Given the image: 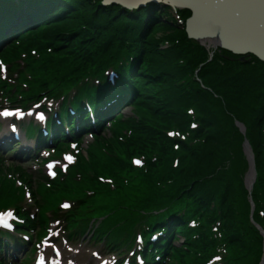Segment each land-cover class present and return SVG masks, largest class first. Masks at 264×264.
Returning a JSON list of instances; mask_svg holds the SVG:
<instances>
[{
	"label": "trees",
	"instance_id": "1",
	"mask_svg": "<svg viewBox=\"0 0 264 264\" xmlns=\"http://www.w3.org/2000/svg\"><path fill=\"white\" fill-rule=\"evenodd\" d=\"M56 1L53 0L37 13H54L45 18L50 19L48 23H52L50 30L53 32L49 31L42 41L36 42L40 55L45 54L47 67L53 64L52 68L60 71L57 74L60 79H64L68 73H74L79 69L77 67H83L89 71V75L97 76V79L100 77L102 81L105 80V68L111 65L117 68V84L111 91L106 92L104 82L96 87L88 81L82 87L92 105L93 99L99 97L97 110H92L99 114L96 119L99 124L93 125V120L88 119L79 127L91 133L95 129V134H99L103 121L119 114L124 105L145 102L147 111L144 110V113L140 110L128 122L133 126L126 134L127 149L124 148V151L129 158H139L142 167H154L158 178L165 180L162 187L165 189V198L154 199L152 196L155 192L149 188L145 176H141L143 183L138 187L142 196L138 201L123 200L114 210L119 215L117 220L126 223L125 229L115 226L113 217H106L98 221V224L116 234L119 246L125 239L122 238L125 233L134 243V230L135 227L139 228L137 231L145 236L141 248L143 251L151 245L152 234H158L161 239L165 236L163 254L164 251L168 253L173 250L184 264H260L264 239L255 223L264 229V62L254 55L246 56V60L241 61L238 55L224 49L214 53L210 59V51L190 38L183 24L175 23L169 6L159 8L152 5L140 10L123 11L120 5L104 7L99 4L100 0H86L84 7L87 12H83V18L65 10L68 4L50 9ZM77 1L67 0L66 3L76 6L74 2ZM33 3H38V0ZM78 5H81V1ZM16 10L12 0H0V38L3 35L2 29L12 22ZM146 11H150L152 16ZM81 12L80 9L79 15ZM178 12L181 19L191 13L187 9ZM96 16L101 20H97ZM77 20H82L84 25L80 28L84 33L78 35L79 41L84 42L81 46L83 54L58 53L59 50H69L68 46L62 45L57 29L63 27L60 31L65 35L68 32L65 29ZM155 21L176 31L177 38L175 41L166 40L169 45H166L165 50L163 46L161 48L151 41L147 50L155 53L154 57L150 54L143 56L146 38H141V35ZM65 23L66 26H60ZM22 26L16 31L22 29ZM49 43L51 46L47 49ZM118 43L125 47L118 49L117 55L110 62L111 51L119 47ZM29 49L27 45L23 50L29 52ZM122 56L127 59L124 60ZM31 58L34 55L29 53L22 61L25 63ZM162 62H167V65ZM98 63L100 65L95 70ZM46 86L41 91H49L54 96L67 89L64 82L57 80H49ZM71 105L73 108L79 107V115L87 113L80 98L73 97ZM187 108L192 111L189 112ZM235 120L246 127L245 136L238 130ZM59 126L58 132L66 136L63 135L65 132L59 130ZM172 127L175 133L183 135L172 136L169 131ZM244 138L250 141L255 152L257 177L250 193L255 206L253 218L250 217L249 194L246 193L248 197L242 196V191L246 190L242 173L248 168L239 142ZM128 146L131 147L130 151ZM85 167H96L95 156H88ZM94 179L98 182L95 183ZM86 180L89 181L87 186H99L97 176ZM106 190L109 189L101 187L99 190L102 199ZM121 197L122 193H117L112 199L113 203L121 202ZM163 199L167 207L162 211V216L158 217L152 210L161 208ZM111 208L113 210L114 207ZM89 213L93 216L92 210ZM68 214L64 216L65 219H71L76 213ZM108 214L106 211L104 215ZM165 214H173L172 222L163 217ZM164 220L166 224H163ZM28 221L34 223V220ZM170 252L162 256V261L154 264L169 263L172 255ZM208 256L211 257L207 259ZM215 257L220 259L216 260Z\"/></svg>",
	"mask_w": 264,
	"mask_h": 264
},
{
	"label": "rangeland",
	"instance_id": "2",
	"mask_svg": "<svg viewBox=\"0 0 264 264\" xmlns=\"http://www.w3.org/2000/svg\"><path fill=\"white\" fill-rule=\"evenodd\" d=\"M12 1L17 10L12 22L2 29L3 35L0 38V64H3L6 69L5 71H0V112L5 110H18L22 113L25 112V116H11L12 118L0 120V130L3 131V127L6 128V122L13 121L19 123L21 130H23L24 134H27L28 131H31V127L33 130L36 129L32 124L33 120L36 118V114L43 110L44 117H38L39 119L37 121L39 123L43 122L38 127L37 136L39 137L33 136L32 139L46 138L47 141H49L39 146L33 143L25 145L26 147H30V149L24 150L25 153L33 157H29L28 160L23 163L15 162L11 157L19 154L20 145L23 142L26 143L25 136L23 139L20 137L19 139L11 140L10 146L12 147L3 150V154L9 155V158H6L4 162L0 160V209L5 208L1 211H6L9 209L18 210L27 207L28 214H23L24 225L20 224L19 227V230H24L23 232L25 235L20 233L13 235L7 233L0 234V264L1 261L4 262V260H13L12 262L18 260L17 264H34L37 254L40 252L41 248L46 245L43 243V240L58 244H69L71 247L78 248V259L80 262L88 258L92 259L90 255L96 251L100 256L105 255L106 261L112 259L116 264H138L137 258L134 260H130V258L134 249L137 250L138 255L141 250H143L136 249L142 242L138 243L137 241L135 245L131 246V240H129L127 243H123L119 246L116 242V234L107 230L103 225H97L95 222L104 220L106 217H113L115 226L125 229L126 223H121L117 220L119 215H116L117 213H115L114 210L124 202L123 200L129 201L130 199V201H138L139 197L142 196L140 195L142 191L138 187L143 183V178L141 176H145L149 188H152L151 191L155 192L152 196L154 199H159L160 197L165 198V189L162 188L165 180L163 178H158V173L155 168L149 166L148 168H144L142 167V163L137 165L134 161L140 159H135L133 157L129 158L127 157V152L125 153L124 151V148L127 149L126 134L130 132V127L133 126L128 122L132 119L134 114L139 113L140 110H142V112H144V110L147 111L146 109L148 108L146 103L141 101L142 103L124 105V107L119 110V114L116 116L113 115L110 120L107 119L103 121L99 134H95V132L91 133L86 131L87 129L81 128L79 132H73L76 127H79L83 121L86 122L88 119L93 120V125L99 124V121L96 123L99 114L90 113L88 109L85 108L87 113L84 112L79 115V107L69 109L68 105L63 104L61 102L62 100L59 101V99H63V95H65V97L73 96L74 98H80V102L84 104L85 93L82 87L87 82L86 80L93 82L96 87L104 82L106 85V92L111 91L110 89L117 84L116 77L112 76V68L115 70H117V68L113 65L105 68L103 72L109 69V75H104L105 80L103 81L100 77L95 81L97 76L93 77V75H89V73H86L87 69L84 70L83 67H77L79 69L74 73L70 75L68 73L64 76V79H60L57 75L60 71L54 70L52 68L53 64L47 67L48 62L44 57L45 54L40 55L36 43L42 41L49 31L51 33L53 32L50 30L52 28V23H48L50 19L45 20V18L53 16L54 13L44 12L41 15L37 14L41 11L39 9L46 7L53 0L50 2L38 0L36 4H34V0H32L28 5L26 3L29 0ZM80 1L81 5H78ZM66 2L67 0H58L53 3V7L49 8L52 9L58 6L61 8L62 5L68 4L65 10L77 13L78 16L84 18L83 12H87L84 7L86 0L74 2L76 6H73V3ZM160 5H162V3H159V6ZM72 8L75 9L73 10ZM33 9L37 10L33 12ZM80 9L82 12L79 15ZM146 13L151 15L150 11H146ZM32 15L34 16L32 17ZM96 17L97 20L100 19L99 16ZM176 17H174L175 23L183 24L186 29V20L191 17L190 14L186 16L185 19L179 18L178 14ZM82 23V20L70 23L71 27L65 29L68 31L65 32L67 33L65 35L60 31L63 27L57 29L59 39H61V43L63 42L62 45L68 46L69 50H59L58 53L67 52L68 55L73 53L83 54L81 46H83L84 42L78 39V35L84 33L83 30H80L81 26L84 27ZM135 23L138 25V19H136ZM21 24H23L22 29L16 31ZM181 25L180 27H182ZM60 26H66V23ZM176 35V31L174 32V30L168 29L167 26H163L155 21L151 28L143 31L141 35V38H146L143 43V56L145 54H150L151 57H154L155 53L150 49L147 50L151 41L154 45H159L161 48L163 46V50H165L167 48L166 45H169L166 44L168 39L175 41L177 38ZM27 45L30 47L29 52L23 50ZM117 45L119 47H115L111 51L109 58L110 62L117 55L116 51L118 49H124L125 47V45H121L120 43ZM49 46H51L50 43L46 45L47 49H49ZM220 49L215 50L210 48V59H212L215 55L214 53L219 52ZM29 53L34 55V58L28 61L26 60L24 63L22 59L28 57ZM38 54L39 56H37ZM122 57L124 60L127 59L126 56ZM239 59L241 60V57ZM8 64L12 66L10 69ZM162 64L166 66L167 62H162ZM99 65L98 63L94 69L97 70ZM174 69L175 67L172 68V71H174ZM263 77L264 76H262V78ZM49 80L64 82V87L67 85L66 90L68 91L61 94L60 98L59 96H55L52 100L49 91L47 92L50 96L36 95L37 91L42 92L41 89L47 87L46 83ZM140 84L141 87H143L144 84L142 82ZM53 92L55 91H51V93ZM32 95L34 96L30 97ZM43 97L47 99L44 102L41 101ZM98 100L99 97L93 99L94 105H92V110H97ZM66 110L69 111L71 114L70 116L69 113H65ZM186 110H189V112L192 111L191 108H187ZM52 116H54L57 121L55 127L50 126L51 122H49V118ZM63 118H65L64 121H62ZM58 125H60L59 130L65 132L63 135L66 136H62L61 133L58 132ZM170 129L169 131L172 133V136L174 134L183 135L181 133H175L174 127ZM41 132L45 133V138L41 137ZM7 136L8 134L5 132L0 135V138L3 139ZM12 136L13 134H10V137ZM50 140L55 141L50 142ZM239 142L242 146L243 141L241 142L239 140ZM0 145H5V142L0 143ZM262 147L264 148V145ZM128 148L130 151L131 147L128 146ZM89 155L95 156L96 158V167L94 169L85 167V161ZM69 156L73 158L71 162L66 159V157ZM50 164L54 165L51 169V171L56 173L54 176L49 174L50 170L48 165ZM97 164L100 173H98ZM247 167L249 168V166ZM248 168L242 173L244 175L243 185L245 188ZM95 175L99 180V186L96 184H89L87 186L89 181L86 179L89 177L96 178ZM93 181H96L95 183L98 182L97 179ZM101 187L109 189L105 191L103 199L100 197L99 190ZM252 187L254 188L253 185ZM117 193H122L121 202L113 203L112 199ZM128 193H130V196ZM246 193H248L247 189L243 190L242 196H245ZM246 196L248 197V195ZM145 199L146 197H144V200ZM63 204H68L70 207L64 208L62 207ZM111 207H114L113 210ZM166 207L167 205L164 200L161 208H155L152 212L154 215L161 217L163 214L162 211H165ZM90 210H92L93 216L90 215ZM54 211L57 213L53 214L52 218L49 219V223L46 222L44 218L48 217ZM106 211L109 213L108 215H104ZM72 213L76 214L72 216L71 219H65L64 216L66 214L69 216ZM172 215L165 214L163 217L165 216V218H167L166 220L171 221ZM29 219L32 221L34 220V223H29ZM166 220L162 221L163 224L167 223ZM135 228L134 232L140 230L137 227ZM45 232L47 236L43 235ZM20 237H24L21 240V245L15 243V240H20ZM124 237L125 234L122 238ZM164 237L161 239V236L156 235L152 238L151 245L147 247L150 249L145 253L146 261L143 259L142 264H154L156 261V252V256H158L161 261L164 254L168 255L170 251H168V253L164 251L163 254L164 247H166ZM182 241L183 240H181V245L183 244ZM10 245L16 246L11 248L9 247ZM51 251V247L45 249V252L49 255ZM30 252L33 254L31 255V263L26 262ZM170 253L172 254L170 261L166 264H184L177 257L175 251L171 250ZM65 254H68L67 250L64 252V255ZM5 255H7V259H5ZM211 256H213V254ZM211 256H208L207 259ZM23 260L24 263H22ZM92 262L94 261H91V263ZM218 264L220 263L218 262Z\"/></svg>",
	"mask_w": 264,
	"mask_h": 264
},
{
	"label": "bare ground",
	"instance_id": "3",
	"mask_svg": "<svg viewBox=\"0 0 264 264\" xmlns=\"http://www.w3.org/2000/svg\"><path fill=\"white\" fill-rule=\"evenodd\" d=\"M102 1L103 0H100L99 4L101 6L107 7ZM167 1L173 4H178L180 6L185 4L192 6L193 11H196V16L198 14V17L196 20H195L196 16L195 18L190 20L191 27L193 33H195L196 35L197 33H199L201 35L203 44H209V43L214 44L215 42L216 43L215 45H220L221 39L224 38L226 42L236 45L237 48H241L242 45H248L251 47L254 46L257 49L264 51V0H167ZM214 27L218 29L220 27V29L224 33L220 31L218 32L217 30L214 29ZM205 33H209V34L205 35ZM210 47L213 48L212 46ZM217 48H219V46H217L216 49ZM250 55L252 54H248L247 56ZM5 132H6L5 130L2 131V133ZM21 132L23 133L22 130ZM28 144L30 143L29 142L23 143V145H28ZM243 145L244 144H242V152H244ZM251 149H252L251 151H253L252 146ZM254 153L255 152L253 151V154ZM251 179L253 180L255 179V173L253 172H251L248 181H250ZM138 236H139L138 233H135L134 238H137ZM262 236H264V233L262 234ZM142 237L145 236L143 235ZM127 241H129V239L125 238L124 240H122L121 244L126 243ZM62 250L63 252H65L66 248H62ZM262 250H263V255L261 261L262 264H264V241H263ZM73 256L75 258L69 257L68 254L65 255L62 254L61 258H56L55 253L53 255L51 253L49 258V254L47 252H44L42 256H40L38 260L35 261L34 264H41V260H40L41 257H44L43 264H46L47 262H52L53 264L54 261H59V264H67L65 261L71 262L72 264H80V262L76 261L77 254H73ZM101 260L102 258H97V260H95L91 264H99ZM107 264H115V263L112 259H110L109 261H107Z\"/></svg>",
	"mask_w": 264,
	"mask_h": 264
},
{
	"label": "water",
	"instance_id": "4",
	"mask_svg": "<svg viewBox=\"0 0 264 264\" xmlns=\"http://www.w3.org/2000/svg\"><path fill=\"white\" fill-rule=\"evenodd\" d=\"M106 6H109V4L113 5V4H120V5H123L122 7L123 8H127V9H131V8H137V7H141L147 3H152V2H156V3H164L165 5H170L173 9L175 8V6L177 7H181L180 5L178 4H173L171 2H168L167 0H103L102 1ZM185 6L186 8L188 9H192V6L190 5H182V7ZM192 12V16L190 18H188L186 20V29H187V34H189V37L195 39L196 41H199L201 44H203L202 42V38H201V35L199 33H197V35L195 33H193V30H192V27H191V23H190V20L195 18L196 16V11H193V9L191 10ZM198 17V14L195 18V20L197 19ZM212 28V27H210ZM215 30H217L218 32H222L224 33L220 27L219 29L214 27ZM209 33H205V35H208ZM214 42V41H213ZM216 43L214 42V44H203V45H208L207 47L209 48V46H212L214 49H216L217 46H219V48H223L227 51H229L230 53L232 52L233 54H236V55H239L241 56V60L243 61L244 59V56L245 55H248V54H254L256 55L260 60H262L264 62V51H261L259 49H257L256 47H251V46H248V45H242L241 48H237L236 45L232 44V43H229V42H226L224 38L221 39V44L220 45H215ZM236 125L239 127V130H241V132L244 134L245 133V129H244V126L240 123V122H236ZM244 145H243V151L245 152V155L247 157V160H248V163H249V169H248V176L246 178V181H245V185H247V188L249 190H251L252 188V183L253 179H251L250 181H248L249 177H250V174L251 172L255 173V162H253L254 160V155H253V151H251V147L249 145V142L247 140H244ZM255 177H256V173H255ZM253 180V181H252ZM248 181V183H247Z\"/></svg>",
	"mask_w": 264,
	"mask_h": 264
},
{
	"label": "snow or ice",
	"instance_id": "5",
	"mask_svg": "<svg viewBox=\"0 0 264 264\" xmlns=\"http://www.w3.org/2000/svg\"><path fill=\"white\" fill-rule=\"evenodd\" d=\"M5 70H6V69H5L4 65H3V64H0V71H5ZM2 115H4V116H8V115H11V113L5 111V112L2 113ZM193 127H195V125H193ZM66 159H67L69 162H71L73 158H72L71 156H69V157H66ZM134 163H136L137 165H139V164H141L142 162L139 161V160H136V161H134ZM48 167H49V170H50L49 174L54 176L56 173L53 172V171H51V169L54 167V165L50 164V165H48ZM65 167H66V166H65ZM62 207H64V208H68V207H70V205H68V204H63ZM11 216H12V213H11V212L7 213L6 216H0V225H2V226H4V227H10V225L8 224V219H9ZM57 255H59V252H57ZM94 255H96V254L94 253ZM215 259H216V260H219L220 257H215ZM40 260H41V264H43L44 257H41ZM53 264H59V261H54ZM69 264H71V262H69ZM105 264H107V262H105Z\"/></svg>",
	"mask_w": 264,
	"mask_h": 264
}]
</instances>
